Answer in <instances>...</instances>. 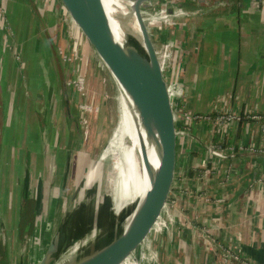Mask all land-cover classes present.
<instances>
[{
	"label": "crops",
	"instance_id": "0c3cea01",
	"mask_svg": "<svg viewBox=\"0 0 264 264\" xmlns=\"http://www.w3.org/2000/svg\"><path fill=\"white\" fill-rule=\"evenodd\" d=\"M1 7L11 18L15 33L25 36L23 50H34L45 91L53 92V82L57 83L64 118L72 122V141L65 151L62 175V181L67 182L70 155L82 141L70 108L77 96V104L94 107L91 114L97 115L94 121L99 125L113 108L112 101L107 102L108 72L101 68L97 54L60 0H0V12ZM147 23L166 80L174 89L172 100L180 131L175 197L187 198L189 206L177 213L179 217L167 218V224L148 241L149 246L141 249V264H264V0H178L153 12ZM77 80L78 86L73 84ZM63 82H67L65 94ZM3 97L0 91V106ZM22 101L19 107H8L5 101V113L0 109L1 200L2 163L20 162L18 156L10 160L4 155L8 149L3 136L7 111L14 107L24 113L26 103L34 109L43 108V112L46 108L40 91L35 98ZM184 111L193 115L190 121L181 116ZM36 118L40 142L38 134L33 135L35 120L30 137L24 132L25 123L22 135L31 151L41 145L47 161L55 163V153L46 149L47 125L42 117ZM143 166L139 151L129 171ZM22 178L21 195L27 197L31 179L25 171ZM130 182L127 196L123 187L120 191L116 212L140 197L146 186L145 173L133 176ZM40 197L39 192L35 211ZM20 205L22 209V202ZM1 212L0 207L2 220ZM190 212L194 217L185 218ZM2 238L0 235L4 244Z\"/></svg>",
	"mask_w": 264,
	"mask_h": 264
},
{
	"label": "rangeland",
	"instance_id": "374dc122",
	"mask_svg": "<svg viewBox=\"0 0 264 264\" xmlns=\"http://www.w3.org/2000/svg\"><path fill=\"white\" fill-rule=\"evenodd\" d=\"M161 7L153 12L158 13ZM3 8L5 7H1L0 12V50L2 52V58H0V63L2 62L0 66V77L2 78L0 80V91L4 97L0 109L5 113V101L8 103V107L13 104L19 107L20 103L23 102L22 99L24 101L31 100L32 97L35 98L36 93L39 91L44 97L42 106L46 108L43 112V108L39 110L38 107H35L38 110L36 112L30 103H26L23 108L24 113H27L26 116H24L20 108L19 114L17 108L12 107L10 112L7 111L6 122L4 118L3 136L9 145L6 146V149H8L4 155H6V159L10 160L12 157L18 156L20 162L15 165L4 160V163H2L4 178L2 179L1 190L4 193H2V200L0 197V207L10 240L7 245L5 244L6 242L4 243V247L0 241V264H37L52 232L56 229L60 220L66 214L71 213L73 209L80 214L74 218L73 229L75 232H72L71 243L66 252H90L100 242L105 241L112 228L119 223V214L122 209L128 205L126 204L118 211V220L117 218L115 219L114 215L112 217L107 215L108 211L116 212L113 207L114 199L112 193L116 185V180L113 182L116 174L112 170L111 159L108 156L102 158V154L111 139L116 135V131L120 130L118 109L120 103H122L120 93L108 73L107 77H105V81L108 80L109 82L107 102L110 104L112 101L111 105L114 108L105 117L101 118L99 125H96L94 121L97 115L91 114L94 107L84 102L77 104V96L76 100L74 98L73 108L70 109L71 113L76 116L77 129L81 134L82 141L77 144L76 150H73L70 155L68 180L63 182L65 151L70 149L72 141L70 127L72 122L64 118L63 100L58 91L57 83L53 82L55 87L53 92L47 93L45 91V81L42 80V77H38L37 65L34 63V50L32 48L28 51L23 50L21 42H24L23 37L25 36L15 33L16 30L9 21L11 18H7ZM153 12L146 15V20ZM149 23L150 25L152 24L151 19ZM42 42L43 39L38 45H41ZM26 53L27 57L33 61L27 59ZM62 56L63 59H66L65 53ZM100 65L103 69L104 66L101 61ZM4 71H6L5 76H3ZM71 84L72 82L69 85ZM75 84H80V81ZM37 115L39 119L42 117V122L47 125L46 149L48 152L53 151L57 157L53 168L50 167V162L43 155V147L40 145L39 148H33L35 151H31L32 148L30 149L27 140H25L26 137L22 135L25 123L24 132L28 133V137H30V127L34 120L36 121V126L35 130H33V135L38 134ZM91 115L94 116L92 117ZM92 125L95 126L94 129ZM40 140L41 137L39 136V142ZM54 145L57 146L54 147ZM133 159H135V154ZM25 166H27L28 170L25 169ZM22 171L27 172L28 177L31 179L28 200L26 196L21 195V185L24 180ZM7 176L10 177L7 178ZM129 179L131 180L133 177ZM129 179L121 182L126 196L132 188ZM39 192L41 197L34 213ZM175 196L174 193L168 219H175L178 216L177 213L185 212L186 206H189L187 198L177 200ZM20 199L27 202L26 205H22L23 210L21 209ZM4 202L6 203L5 206ZM19 213L21 215L20 220ZM192 213L190 212L185 218L194 217ZM78 216L81 219H78ZM122 223L123 220L120 225ZM24 224L28 227L25 232L23 229L26 225L24 226ZM24 235L26 236V245L23 248L24 251H22L21 240ZM147 244L148 242L144 245V249L149 246ZM143 254L144 252L137 255L138 264H141Z\"/></svg>",
	"mask_w": 264,
	"mask_h": 264
},
{
	"label": "water",
	"instance_id": "95a60500",
	"mask_svg": "<svg viewBox=\"0 0 264 264\" xmlns=\"http://www.w3.org/2000/svg\"><path fill=\"white\" fill-rule=\"evenodd\" d=\"M175 1L118 0L110 6L109 15L103 0H60L109 73L131 114L140 136L148 186L139 198L122 209L119 223L90 252H66L72 239L73 209L52 232L37 264H138V253L166 216L175 193L179 132L169 83L146 15ZM111 21L117 24L119 37ZM65 86L67 82H63L64 94ZM149 150L153 151L156 165L149 159ZM107 215L118 220V212L108 211ZM122 220L124 224L120 225Z\"/></svg>",
	"mask_w": 264,
	"mask_h": 264
},
{
	"label": "bare ground",
	"instance_id": "6f19581e",
	"mask_svg": "<svg viewBox=\"0 0 264 264\" xmlns=\"http://www.w3.org/2000/svg\"><path fill=\"white\" fill-rule=\"evenodd\" d=\"M117 1L118 0H103L106 12L109 15L111 12L110 6L112 5V3H114V2L116 3ZM111 24H112V29H113L115 35L117 37H119L120 36V30H119L117 24L114 21H111ZM110 80H111V78H110ZM118 109H119V116H120V122H119L120 130L116 131V135L111 139L110 143L108 144L107 148L104 150V152L102 154V158H105L108 156L109 159H111L112 170L116 174V177H114V181H113V182H115V180H116V185L112 190L113 199H114V202H113L114 203V205H113L114 210H115L117 200H118L119 195H120V191L122 189L121 182H125L126 179L129 177H133V176H137L141 173H145L144 166L129 171V166L133 165V163L135 161V159H133V155L135 154V158H136L138 155V152L140 151V153H141L140 136L138 137V132L134 127V123H133L131 114L128 111L126 105L122 102V103H120V107ZM141 135L143 137V133ZM148 156H149L150 161L154 165H156L157 162H156V159L154 157L152 150L148 151ZM117 173H118V177H117ZM145 179H146V175H145ZM147 186H148V182L146 179V186L138 196L142 195V193L147 188ZM126 212L127 211L124 212V215L126 214Z\"/></svg>",
	"mask_w": 264,
	"mask_h": 264
},
{
	"label": "built area",
	"instance_id": "2783aa9c",
	"mask_svg": "<svg viewBox=\"0 0 264 264\" xmlns=\"http://www.w3.org/2000/svg\"><path fill=\"white\" fill-rule=\"evenodd\" d=\"M178 0H176L175 2H177ZM183 1H205V2H207V1H213V0H183ZM77 81H79V80H77ZM76 81V82H77ZM76 82H74V85H77L78 86V84H75ZM169 87H170V93H171V97L173 96V93H174V89L171 87V85L169 84ZM173 101V100H172ZM175 109V108H174ZM176 112V111H175ZM181 116L183 117V119L184 120H187V121H190L192 118H193V115L192 114H190V113H188V112H186V111H184L182 114H181ZM176 119H177V114H176ZM177 121V120H176ZM178 132L180 133V131L178 130ZM168 214H169V210H168V212H167V214H166V216L163 218V220H162V222H161V224H160V226H159V228H158V230L159 229H161V227H163L164 225H166L167 224V217H168ZM157 230V231H158ZM156 231V232H157ZM150 241V240H149ZM144 247V246H143ZM153 257H150V259H152ZM131 262H128V263H126V264H130Z\"/></svg>",
	"mask_w": 264,
	"mask_h": 264
},
{
	"label": "flooded vegetation",
	"instance_id": "af4514ba",
	"mask_svg": "<svg viewBox=\"0 0 264 264\" xmlns=\"http://www.w3.org/2000/svg\"><path fill=\"white\" fill-rule=\"evenodd\" d=\"M50 167H51V168L55 167V166H54V161H51V162H50ZM27 197H28V199H29V193H28ZM28 199H27V200H28ZM20 202H22V205H26V204H27V202H24V200H22V199H20ZM35 207H36V206H35ZM35 207H34V208H35ZM34 213H35V209H34ZM1 222H4V221H3V217H2ZM25 225H26V224H24V226H25ZM25 228H26V230H27V228H28L27 225H26V226L24 227V229H23L24 232H25ZM5 229H6V228H5ZM4 231H5L4 235L6 236V237H5L6 243H5V244L7 245V244L9 243V240H10L9 237H10V236H9V233H8L7 229L4 230ZM24 232H23V233H24ZM0 235H1V234H0ZM25 239H26V236L24 235V236L22 237V240H21V243H22V247H21V248H22V251H24L23 248H25V245H26V241H25ZM7 242H8V243H7ZM2 245H3V247H4V244H2ZM6 249H7V247H6ZM22 257H23V256H22ZM22 260H23V259H22Z\"/></svg>",
	"mask_w": 264,
	"mask_h": 264
},
{
	"label": "trees",
	"instance_id": "16d2710c",
	"mask_svg": "<svg viewBox=\"0 0 264 264\" xmlns=\"http://www.w3.org/2000/svg\"><path fill=\"white\" fill-rule=\"evenodd\" d=\"M213 1H215V0H213ZM213 1H207V2H210V3H211V2H213ZM177 127H179V125H177ZM1 213H2V212H1ZM77 213H78V214H77ZM79 214H80V213L77 212V210H75L71 221L73 222L75 216H77V215H79ZM77 218H78V219H81L80 216H78ZM72 227H73V226H72ZM5 228H6V227H5V224H3V222H1V217H0V234L2 235V237H3L2 239H3L4 241H5V237H6V236L4 235V233H5V231H4ZM25 230H26V228H25ZM74 232H75V231H74V229H73V233H74Z\"/></svg>",
	"mask_w": 264,
	"mask_h": 264
}]
</instances>
